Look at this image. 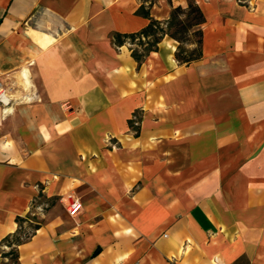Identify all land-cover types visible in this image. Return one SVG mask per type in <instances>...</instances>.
Segmentation results:
<instances>
[{
    "label": "crops",
    "instance_id": "1",
    "mask_svg": "<svg viewBox=\"0 0 264 264\" xmlns=\"http://www.w3.org/2000/svg\"><path fill=\"white\" fill-rule=\"evenodd\" d=\"M188 1L0 0V264L18 218L17 264H264V0H192L190 64L113 39Z\"/></svg>",
    "mask_w": 264,
    "mask_h": 264
},
{
    "label": "trees",
    "instance_id": "2",
    "mask_svg": "<svg viewBox=\"0 0 264 264\" xmlns=\"http://www.w3.org/2000/svg\"><path fill=\"white\" fill-rule=\"evenodd\" d=\"M138 14L149 17L148 10H145L144 6L139 8ZM204 22L202 11L194 1L190 0L185 8H173L165 23L151 19L140 32L129 35L115 34L113 39L116 45H123L126 41L134 45L136 48L132 49L131 56L137 63H141L149 53L156 51L160 41L168 36L178 43L175 59L180 64H190L201 58L202 33L199 27ZM191 37H196L195 43H190ZM188 46H193V48L189 49ZM17 222L18 231L2 241V245L9 248L8 252L2 254L3 258L8 259L9 264H17V247L38 227L29 223L27 219L18 218ZM24 224H27L26 227Z\"/></svg>",
    "mask_w": 264,
    "mask_h": 264
},
{
    "label": "built area",
    "instance_id": "3",
    "mask_svg": "<svg viewBox=\"0 0 264 264\" xmlns=\"http://www.w3.org/2000/svg\"><path fill=\"white\" fill-rule=\"evenodd\" d=\"M10 103L11 99L7 94L4 83L0 80V106L8 107ZM134 123L137 124V120L135 118ZM65 210L71 217L77 215L81 210V199L76 196L69 197Z\"/></svg>",
    "mask_w": 264,
    "mask_h": 264
},
{
    "label": "rangeland",
    "instance_id": "4",
    "mask_svg": "<svg viewBox=\"0 0 264 264\" xmlns=\"http://www.w3.org/2000/svg\"><path fill=\"white\" fill-rule=\"evenodd\" d=\"M196 30V29H195ZM196 37H191L190 39H189V41H190V43H195L196 42ZM194 47H195V44H194Z\"/></svg>",
    "mask_w": 264,
    "mask_h": 264
},
{
    "label": "bare ground",
    "instance_id": "5",
    "mask_svg": "<svg viewBox=\"0 0 264 264\" xmlns=\"http://www.w3.org/2000/svg\"><path fill=\"white\" fill-rule=\"evenodd\" d=\"M8 94V93H7Z\"/></svg>",
    "mask_w": 264,
    "mask_h": 264
}]
</instances>
